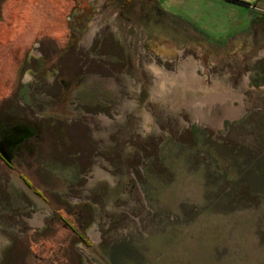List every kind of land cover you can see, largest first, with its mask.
<instances>
[{
  "label": "rangeland",
  "instance_id": "rangeland-1",
  "mask_svg": "<svg viewBox=\"0 0 264 264\" xmlns=\"http://www.w3.org/2000/svg\"><path fill=\"white\" fill-rule=\"evenodd\" d=\"M99 1L0 2V100L71 112L0 162V264H264V21Z\"/></svg>",
  "mask_w": 264,
  "mask_h": 264
},
{
  "label": "crops",
  "instance_id": "crops-1",
  "mask_svg": "<svg viewBox=\"0 0 264 264\" xmlns=\"http://www.w3.org/2000/svg\"><path fill=\"white\" fill-rule=\"evenodd\" d=\"M152 2L156 11L162 15L163 21H179L185 23V25L190 24L197 30H204L205 35L208 36L213 35L210 31L211 22L217 20L237 21L238 19H243V21L249 22L259 19L260 21H264V14L259 12L264 11V0H153ZM263 51L262 49L261 52ZM62 81L63 79H61ZM19 116L24 117L22 113ZM39 116L62 117L65 119L66 125H70L71 123V112L69 110L64 111L63 114L60 112L51 113L50 111V113H46L42 111ZM48 148H51L52 151L53 145L44 140L37 141L35 154L31 155V157L35 156V158L43 161L51 154L48 153ZM0 162L5 164L7 169L13 171L14 174L18 173L19 170L10 166V163L5 162L1 155ZM24 181H26L29 187L33 188L29 184L28 178H24ZM36 193L40 195L38 192Z\"/></svg>",
  "mask_w": 264,
  "mask_h": 264
},
{
  "label": "flooded vegetation",
  "instance_id": "flooded-vegetation-1",
  "mask_svg": "<svg viewBox=\"0 0 264 264\" xmlns=\"http://www.w3.org/2000/svg\"><path fill=\"white\" fill-rule=\"evenodd\" d=\"M3 1L4 0H0V2ZM152 1L153 0H101L99 3L101 6H103L104 3L110 4V9L114 10L113 18L115 19L148 20L151 19L152 16L159 14L154 8ZM48 40L47 42L42 41L43 47L45 48V46H47L48 48L46 49H48V51L55 52L57 45L54 44V41L51 39ZM43 63L44 62H42V64ZM56 67L58 68V66ZM56 73L58 74V70ZM54 77H58V75ZM8 99L9 97H5L0 100V155L5 162L12 164L11 160L8 159L11 158L9 156L14 157L15 153L22 152L23 149H20L22 148L21 144H25L24 147H26L27 142L31 140L30 137L34 135L36 141L40 142L54 136L53 131H43L44 128H49L51 124H46V121L50 120L51 117L53 118V116H47L46 118L42 117L43 120H41L40 123L36 122L34 132L32 127L25 124L26 121H23V116H16L13 110L16 111L17 108L13 104L10 108L6 106L5 102ZM25 130L27 131L24 133ZM45 134L46 138L44 139Z\"/></svg>",
  "mask_w": 264,
  "mask_h": 264
},
{
  "label": "bare ground",
  "instance_id": "bare-ground-1",
  "mask_svg": "<svg viewBox=\"0 0 264 264\" xmlns=\"http://www.w3.org/2000/svg\"><path fill=\"white\" fill-rule=\"evenodd\" d=\"M264 52V51H263ZM156 72H158V74L162 75V71L160 70H156ZM181 80V79H180Z\"/></svg>",
  "mask_w": 264,
  "mask_h": 264
},
{
  "label": "water",
  "instance_id": "water-1",
  "mask_svg": "<svg viewBox=\"0 0 264 264\" xmlns=\"http://www.w3.org/2000/svg\"><path fill=\"white\" fill-rule=\"evenodd\" d=\"M263 56H264V54H263Z\"/></svg>",
  "mask_w": 264,
  "mask_h": 264
}]
</instances>
